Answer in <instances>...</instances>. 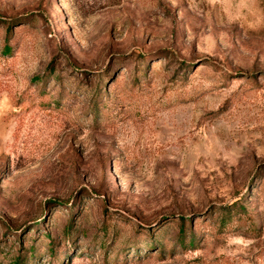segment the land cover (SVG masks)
I'll return each instance as SVG.
<instances>
[{
  "label": "rangeland",
  "instance_id": "374dc122",
  "mask_svg": "<svg viewBox=\"0 0 264 264\" xmlns=\"http://www.w3.org/2000/svg\"><path fill=\"white\" fill-rule=\"evenodd\" d=\"M0 264H264V0H0Z\"/></svg>",
  "mask_w": 264,
  "mask_h": 264
},
{
  "label": "trees",
  "instance_id": "16d2710c",
  "mask_svg": "<svg viewBox=\"0 0 264 264\" xmlns=\"http://www.w3.org/2000/svg\"><path fill=\"white\" fill-rule=\"evenodd\" d=\"M231 211L233 210L226 208V210L223 212V217H225V215L231 216ZM183 233H184V227L182 226L180 235H184Z\"/></svg>",
  "mask_w": 264,
  "mask_h": 264
}]
</instances>
